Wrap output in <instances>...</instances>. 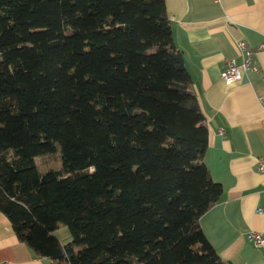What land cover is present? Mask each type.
<instances>
[{"label":"trees","instance_id":"1","mask_svg":"<svg viewBox=\"0 0 264 264\" xmlns=\"http://www.w3.org/2000/svg\"><path fill=\"white\" fill-rule=\"evenodd\" d=\"M192 82L166 0H0V214L18 239L54 264H233L200 223L224 188Z\"/></svg>","mask_w":264,"mask_h":264},{"label":"crops","instance_id":"2","mask_svg":"<svg viewBox=\"0 0 264 264\" xmlns=\"http://www.w3.org/2000/svg\"><path fill=\"white\" fill-rule=\"evenodd\" d=\"M176 46L183 52L209 129L205 161L224 188L221 200L200 220L209 242L233 264H264V244L248 239L264 232V50L256 51L240 81L221 77L229 60H244L237 42L250 48L264 42V0H166ZM224 131V134L220 133ZM259 209L263 212L259 213ZM63 243L71 240L60 227ZM0 264H54L38 257L16 236L9 218L0 214Z\"/></svg>","mask_w":264,"mask_h":264},{"label":"built area","instance_id":"3","mask_svg":"<svg viewBox=\"0 0 264 264\" xmlns=\"http://www.w3.org/2000/svg\"><path fill=\"white\" fill-rule=\"evenodd\" d=\"M215 2L221 3L222 0H214ZM240 53L243 55L244 60L239 63L237 60H229L226 64L225 69L221 72V77L226 84L232 85L240 81L243 72L246 70L258 71V67L252 65V58L256 51L264 50V42H262L258 48H250L244 40L237 42ZM260 104L264 107V95L259 97ZM221 134H224L223 130H220ZM259 170H264V156L259 160ZM259 213L263 210L259 209ZM248 239L252 241L256 246L264 244V232L252 231L248 233Z\"/></svg>","mask_w":264,"mask_h":264},{"label":"rangeland","instance_id":"4","mask_svg":"<svg viewBox=\"0 0 264 264\" xmlns=\"http://www.w3.org/2000/svg\"><path fill=\"white\" fill-rule=\"evenodd\" d=\"M36 165L41 173L49 170H61L63 168V161L60 148L54 153L38 155L35 157ZM64 228H67L65 225ZM61 229L56 231V234L60 236Z\"/></svg>","mask_w":264,"mask_h":264}]
</instances>
